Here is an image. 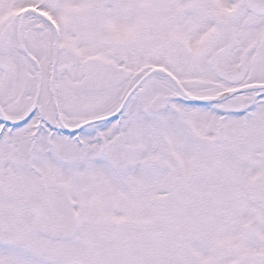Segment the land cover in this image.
<instances>
[{
  "label": "snow or ice",
  "instance_id": "1",
  "mask_svg": "<svg viewBox=\"0 0 264 264\" xmlns=\"http://www.w3.org/2000/svg\"><path fill=\"white\" fill-rule=\"evenodd\" d=\"M0 264H264V0H0Z\"/></svg>",
  "mask_w": 264,
  "mask_h": 264
}]
</instances>
